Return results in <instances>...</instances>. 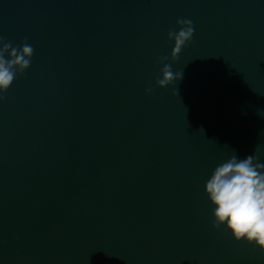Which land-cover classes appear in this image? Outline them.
Here are the masks:
<instances>
[{
    "label": "water",
    "instance_id": "95a60500",
    "mask_svg": "<svg viewBox=\"0 0 264 264\" xmlns=\"http://www.w3.org/2000/svg\"><path fill=\"white\" fill-rule=\"evenodd\" d=\"M0 37L34 48L0 101V264H264L204 191L264 164V0H0Z\"/></svg>",
    "mask_w": 264,
    "mask_h": 264
},
{
    "label": "clouds",
    "instance_id": "9594fccd",
    "mask_svg": "<svg viewBox=\"0 0 264 264\" xmlns=\"http://www.w3.org/2000/svg\"><path fill=\"white\" fill-rule=\"evenodd\" d=\"M176 24L179 31L170 30L167 34L168 40L174 41L172 61L191 43L195 31L190 19H178ZM33 54L34 48L26 40L14 47L0 37V101L6 98L2 93L7 92L17 75L30 67ZM168 59V56L158 57V63L163 65L162 78L156 80L160 88L183 76V71H172L166 63ZM152 91L146 89L148 93ZM174 94L178 95V90ZM233 153L230 159L215 167L205 184V194L213 207L212 226L225 229L236 242L244 241L264 253V164L257 163L258 157L254 154L238 159Z\"/></svg>",
    "mask_w": 264,
    "mask_h": 264
}]
</instances>
